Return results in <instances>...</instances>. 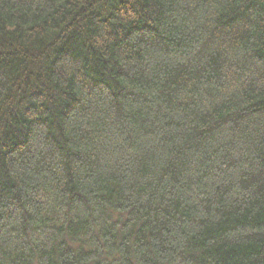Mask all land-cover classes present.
Instances as JSON below:
<instances>
[{
    "label": "trees",
    "instance_id": "obj_1",
    "mask_svg": "<svg viewBox=\"0 0 264 264\" xmlns=\"http://www.w3.org/2000/svg\"><path fill=\"white\" fill-rule=\"evenodd\" d=\"M0 264H264V0H0Z\"/></svg>",
    "mask_w": 264,
    "mask_h": 264
}]
</instances>
